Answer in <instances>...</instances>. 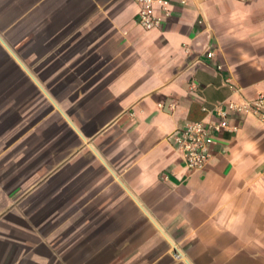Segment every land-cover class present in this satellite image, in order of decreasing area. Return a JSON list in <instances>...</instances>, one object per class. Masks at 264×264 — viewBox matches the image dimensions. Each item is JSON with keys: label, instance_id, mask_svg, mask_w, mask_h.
<instances>
[{"label": "crops", "instance_id": "1", "mask_svg": "<svg viewBox=\"0 0 264 264\" xmlns=\"http://www.w3.org/2000/svg\"><path fill=\"white\" fill-rule=\"evenodd\" d=\"M167 1L0 0V264H264V0Z\"/></svg>", "mask_w": 264, "mask_h": 264}, {"label": "built area", "instance_id": "2", "mask_svg": "<svg viewBox=\"0 0 264 264\" xmlns=\"http://www.w3.org/2000/svg\"><path fill=\"white\" fill-rule=\"evenodd\" d=\"M187 0H181L185 4ZM142 5L138 11L136 22L145 30L158 28L161 24V17L154 13V4H158L164 11L165 15L169 13V3L167 0H138ZM219 121L212 125L216 131L230 128L228 123L229 111L244 110L254 115H258L259 119L264 122V95L257 96L254 100L244 102L237 105L233 102L227 104V109L221 106L215 107ZM235 129V128H234ZM173 142L178 149L186 167L199 171L205 168L211 157V145L214 139L209 134L206 125L201 121L190 122L181 127L173 136ZM174 258L180 259L181 254L178 250H174Z\"/></svg>", "mask_w": 264, "mask_h": 264}]
</instances>
